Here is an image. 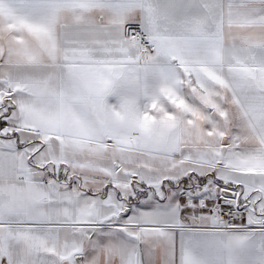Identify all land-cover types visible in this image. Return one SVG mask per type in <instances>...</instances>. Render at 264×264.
Returning a JSON list of instances; mask_svg holds the SVG:
<instances>
[{
    "label": "snow or ice",
    "instance_id": "snow-or-ice-1",
    "mask_svg": "<svg viewBox=\"0 0 264 264\" xmlns=\"http://www.w3.org/2000/svg\"><path fill=\"white\" fill-rule=\"evenodd\" d=\"M0 264H264V0H0Z\"/></svg>",
    "mask_w": 264,
    "mask_h": 264
}]
</instances>
